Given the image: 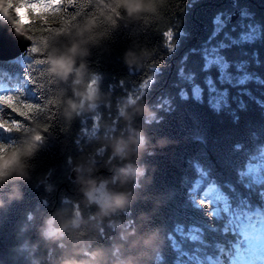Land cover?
<instances>
[{
	"label": "trees",
	"instance_id": "obj_1",
	"mask_svg": "<svg viewBox=\"0 0 264 264\" xmlns=\"http://www.w3.org/2000/svg\"><path fill=\"white\" fill-rule=\"evenodd\" d=\"M14 3L20 0H0V19L24 33L30 46L15 59L0 60V84L4 86L0 92V124L15 125L27 132L40 109L56 93L41 43L46 34L63 28L46 25L72 26L95 15L102 0H69L54 17L31 16L26 24L13 15ZM73 3L78 7H70ZM27 5L28 0L21 3ZM230 12L245 15L239 23H226L216 31V16ZM159 15V19L150 17L147 26L121 27L105 41L107 51L102 55L93 51L92 67L101 76L100 89L110 93L107 105L102 103L82 113L66 134L61 131L62 121L55 116L56 110L48 105L53 137L33 161L32 179L18 182L23 198L7 203L11 186L0 191V199L6 202L0 209L2 264H13L14 258L16 264H39L44 243L38 228L44 215L58 208L80 210L68 156L75 163L81 154H91L102 163L108 153L97 151L101 148L99 138L109 132L127 137L130 130H140L154 152L145 153L140 161L147 172L135 189L139 199L127 213L114 218L123 228L105 227L100 243L111 250L114 261L131 257L135 264H208L210 258L231 264L235 246H244L241 222H258L259 216L264 217V0H170ZM241 26L255 28L256 35L241 40ZM168 33L173 34L172 47L166 40ZM133 44L153 54L141 68L129 71L123 55ZM203 44H221L218 53L230 73L248 78L242 84L227 86L225 101L216 107L205 98H194L190 81H185L191 76L205 94ZM150 78L141 97L127 103L128 95ZM30 80L37 87H32ZM126 103L146 104L154 116L149 121L133 115L126 121L119 115L120 106ZM127 111L131 113L132 107ZM97 118L99 131L92 136ZM65 138L67 148L62 151ZM16 139L13 133L7 144ZM101 174L109 175L104 170ZM41 180L44 183H39ZM209 186L211 190L204 192ZM256 207L261 215L254 214ZM92 210H85L83 215ZM141 214L142 220L138 219ZM135 228L144 238L155 234L154 246L131 251L116 247L124 243L127 249V242L116 238L121 231ZM37 244L39 247H34Z\"/></svg>",
	"mask_w": 264,
	"mask_h": 264
},
{
	"label": "clouds",
	"instance_id": "obj_2",
	"mask_svg": "<svg viewBox=\"0 0 264 264\" xmlns=\"http://www.w3.org/2000/svg\"><path fill=\"white\" fill-rule=\"evenodd\" d=\"M169 3L170 0H102V6L95 15L82 18L72 26L52 22L46 25L63 28L62 31L46 34L41 43V48L47 52V73L56 86V93L40 109L29 131L15 132L17 139L13 144L0 143V191L6 185L11 186L7 203L23 198L18 182L27 183L32 179L35 171L33 161L44 150L48 139L53 137L49 131L52 123L48 105L56 110L55 116L62 121L61 131L65 134L82 113L91 112L102 103L107 105L110 93H103L100 89L101 76L92 67L93 51L98 50L102 55L107 51L105 41L111 39L121 27L127 29L141 23L147 26L150 17L159 19L160 9ZM152 54L147 48L137 49L133 44L124 52L123 63L129 71L138 70ZM129 107H132L131 113L127 111ZM119 115L126 121H131L133 115L144 116L150 121L154 113L146 104L136 103L132 106L126 103L120 106ZM99 140L101 148L97 151L108 153L102 163L97 162L91 154H81L75 163L73 157L67 158L75 173L74 184L80 197V210L58 208L44 215L38 228L44 243L39 264H135L131 257L114 261L111 250L100 242L105 227L114 230L123 228L120 221L114 218L127 213L139 199L135 189L147 172V166L140 161L145 153L154 155V152L149 149L148 139L140 130H130L127 137L113 136L109 132ZM61 143L64 151L67 139ZM102 170L109 175L101 174ZM46 190L52 191L50 187ZM5 207V200L0 199V209ZM89 209L93 210L85 217L83 213ZM143 218V214L138 217ZM138 228L121 231L116 239L127 242V249L124 243L116 247L127 251L153 247L156 235L144 238ZM34 247L38 248L39 244ZM13 264H16L15 258Z\"/></svg>",
	"mask_w": 264,
	"mask_h": 264
},
{
	"label": "rangeland",
	"instance_id": "obj_3",
	"mask_svg": "<svg viewBox=\"0 0 264 264\" xmlns=\"http://www.w3.org/2000/svg\"><path fill=\"white\" fill-rule=\"evenodd\" d=\"M69 0H28L27 6H20L13 10V15L19 17L21 24H26L29 22V16L33 17H54L58 10L64 6ZM5 16L8 14L4 13ZM242 14L230 12L226 15H217L215 18V29L219 31L226 23L230 22L232 17H235L232 23H239ZM245 15V14H244ZM242 15V16H244ZM12 20V17L10 18ZM231 23V22H230ZM16 25H19L16 23ZM241 25V23H240ZM256 35V30L253 27H248V29L241 26L238 32V37L241 40H249ZM173 39V34L168 33L166 35V40L169 47H172L171 42ZM219 46L212 44H203L201 50L205 59V78L204 84L206 87L205 94H203V89L197 84L191 81V76L185 77V81H190V91L194 98L200 99L205 98L206 102L212 104L213 106H219L225 101L227 97V86L238 85L244 83L248 78L247 76L234 75L230 73L228 69L227 62L219 55ZM152 78L145 81L141 86H139L135 91L130 93L127 98V103L132 104L136 99H139L144 93L145 89L149 86ZM7 126L9 131H6L4 136L0 138V143H9L10 137L13 133L20 131V129L15 125H4ZM211 186L206 188L204 192L211 190ZM254 214L261 215L260 208H254ZM241 236L244 241L243 249H240L236 245L237 251L232 256L231 264H248L251 262L257 264L258 260L264 258V217L259 216L258 222L247 221L241 222ZM264 260V259H263ZM208 264H223L220 261H213L208 258Z\"/></svg>",
	"mask_w": 264,
	"mask_h": 264
},
{
	"label": "water",
	"instance_id": "obj_4",
	"mask_svg": "<svg viewBox=\"0 0 264 264\" xmlns=\"http://www.w3.org/2000/svg\"><path fill=\"white\" fill-rule=\"evenodd\" d=\"M235 17L230 19L232 23ZM30 40L22 32L12 25L0 19V60H10L19 57L29 47ZM70 178L75 179V173L71 171Z\"/></svg>",
	"mask_w": 264,
	"mask_h": 264
},
{
	"label": "snow or ice",
	"instance_id": "obj_5",
	"mask_svg": "<svg viewBox=\"0 0 264 264\" xmlns=\"http://www.w3.org/2000/svg\"><path fill=\"white\" fill-rule=\"evenodd\" d=\"M25 0H20V3H14L13 4V7L14 8H19L21 6V3H24ZM62 3H63V0H62ZM70 7H78L77 4L73 3L70 5ZM29 18L31 19V15L29 16ZM17 20H19V17H16ZM31 84H32V87H37V84L36 82L34 81H29ZM3 85L0 84V92H3ZM31 90V89H30ZM0 107H3V105H0ZM25 107L29 108V109H32L34 106H31V105H26ZM98 120L99 118H97V122L92 126V129H91V135L92 136H95L98 131H99V123H98ZM6 131H9V129L7 128V126H4L2 124H0V138H2L5 134Z\"/></svg>",
	"mask_w": 264,
	"mask_h": 264
}]
</instances>
